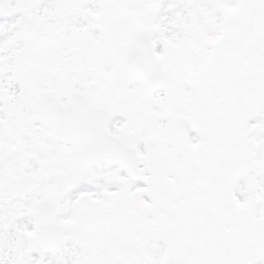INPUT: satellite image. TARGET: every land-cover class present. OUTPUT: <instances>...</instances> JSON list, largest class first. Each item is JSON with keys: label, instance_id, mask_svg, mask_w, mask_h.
I'll return each instance as SVG.
<instances>
[{"label": "snow or ice", "instance_id": "snow-or-ice-1", "mask_svg": "<svg viewBox=\"0 0 264 264\" xmlns=\"http://www.w3.org/2000/svg\"><path fill=\"white\" fill-rule=\"evenodd\" d=\"M0 264H264V0H0Z\"/></svg>", "mask_w": 264, "mask_h": 264}]
</instances>
